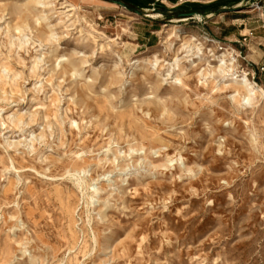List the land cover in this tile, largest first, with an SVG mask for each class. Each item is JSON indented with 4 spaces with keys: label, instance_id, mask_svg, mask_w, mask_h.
Instances as JSON below:
<instances>
[{
    "label": "rangeland",
    "instance_id": "1",
    "mask_svg": "<svg viewBox=\"0 0 264 264\" xmlns=\"http://www.w3.org/2000/svg\"><path fill=\"white\" fill-rule=\"evenodd\" d=\"M262 68L264 0H0V264H264Z\"/></svg>",
    "mask_w": 264,
    "mask_h": 264
},
{
    "label": "bare ground",
    "instance_id": "2",
    "mask_svg": "<svg viewBox=\"0 0 264 264\" xmlns=\"http://www.w3.org/2000/svg\"><path fill=\"white\" fill-rule=\"evenodd\" d=\"M59 1H63V0H59ZM29 4V3H28ZM28 7V6H27ZM31 8V7H30ZM65 8H70V11H72V10H75L76 9V7L75 6H73V5H66L65 6ZM72 9V10H71ZM27 10H28V8H27ZM27 10H26V13H27ZM12 14H14V11L13 12H11ZM184 22V21H183ZM179 28H181V27H179ZM180 30V29H179ZM179 34H181L180 32H178V33H176L175 35H174V37H172V38H175V39H178L179 41H182L183 39L182 38H184V37H182L181 35H179ZM192 42H198V40L195 38V39H192ZM188 44V43H187ZM192 45V44H191ZM177 46V45H176ZM182 47H183V50H185L187 53H185V54H187V57H194L195 56V52H194V50L195 49H192V46H190V44L187 46L186 44H184V45H182ZM176 48V47H175ZM220 48V47H219ZM166 49V48H165ZM175 52V51H174ZM200 52V49H198V53ZM214 52V51H213ZM230 52V49H225V53H224V55L223 56H221V57H217L216 56V54L214 53V58H215V62H218L219 64H220V66H219V72L220 73H222L225 77H230V76H234L235 75V73L234 72H236V71H234V69L232 68L233 67V65L232 66H227V60H226V55L228 54ZM200 54H201V52H200ZM196 56H198L197 54H196ZM175 58V57H174ZM156 59V58H155ZM195 59H197L196 57H195ZM68 61V60H67ZM191 61V60H190ZM63 62V64H64V62L65 61H62ZM179 62H180V58L179 57H177V58H175V60H174V62H172V64L170 65V68L172 69V72H174L175 71V69L176 68H178L179 67ZM143 63H145V60H143L142 58L141 59H134V60H132L131 62H129V66H135V65H140V64H143ZM194 63V62H193ZM158 64V60L156 61V65ZM65 65V64H64ZM74 66V74L73 75H77L78 74V69H77V65H73ZM65 67V66H64ZM62 69V68H61ZM64 69V68H63ZM155 69V68H154ZM170 69V70H171ZM216 70V69H215ZM31 71V70H30ZM217 71H218V69H217ZM32 72V71H31ZM64 73H66V71H64ZM71 73V72H70ZM178 73H179V71H178ZM171 74V73H170ZM1 75V74H0ZM53 75V74H52ZM209 75H212V73L211 74H209ZM169 76V75H168ZM208 76V75H207ZM4 76L2 75V78H3ZM201 77V76H200ZM55 78V77H54ZM58 78V77H57ZM202 78V77H201ZM69 80V79H68ZM229 80V79H228ZM3 82H4V80H3ZM176 83L178 82L179 84H182V82L179 80V79H176V81H175ZM1 83V82H0ZM7 84V83H6ZM218 84V83H217ZM239 84H242V85H239ZM239 84H237L235 87H233V90H234V92H235V94H234V96H232L231 97V99L232 100H234V101H238V98H241V94L244 92L245 93V95H244V98H243V100L242 101H244V102H247L248 104H251V102L255 99V98H260L261 99V101H263L264 102V90L263 89H257L258 87H256L253 83H250L249 82V80L245 77L244 79H242L241 81H240V83ZM221 87V86H220ZM227 88H229V85L228 86H226ZM227 88H224V89H227ZM10 90V89H9ZM6 91V90H5ZM78 91V90H77ZM243 91V92H242ZM8 92V91H7ZM15 93V92H14ZM3 94H5V93H3ZM77 94V93H76ZM79 94V93H78ZM2 96V95H1ZM2 98V97H1ZM3 99H4V97H3ZM6 99H4V101H5ZM54 101V100H53ZM233 101V102H234ZM217 103V102H216ZM51 104V103H50ZM153 104V103H152ZM242 104V103H241ZM243 105V104H242ZM143 106V105H142ZM152 106V105H151ZM157 106V105H156ZM51 107H53V109H54V107H56L55 106V104H54V106H51ZM158 107V106H157ZM48 108V107H47ZM241 109V108H240ZM47 110V109H46ZM46 110H45V115L44 116H46L47 114H46ZM48 110H49V108H48ZM152 110V109H151ZM50 111V110H49ZM55 111V110H54ZM157 111H158V109H157ZM52 113V112H51ZM50 113V114H51ZM56 114V113H55ZM49 116V115H48ZM56 116V115H55ZM36 117V116H35ZM34 117V118H35ZM47 117V116H46ZM18 118H20V117H18ZM22 118V117H21ZM24 118V117H23ZM22 118V119H23ZM49 118V117H48ZM47 118V119H48ZM52 118V117H51ZM36 119H37V117H36ZM56 119H57V117H56ZM24 121V120H23ZM22 121V122H23ZM48 121V120H47ZM49 121H51V120H49ZM14 125H16L17 123H13ZM19 125H20V123H19ZM136 125V124H135ZM121 126H122V124H121ZM140 129V128H139ZM142 129V128H141ZM133 131V130H132ZM144 134H146V132H144ZM140 139V138H139ZM155 141V140H154ZM13 166V165H12ZM77 175V174H76ZM43 176V175H42ZM69 176H71V175H69ZM72 177H73V175H72ZM80 178V177H79ZM78 179V178H77ZM76 179V180H77ZM80 180L82 181V179L80 178ZM83 182H84V180H83ZM80 184H81V182H80ZM81 186V185H80ZM85 189V188H84ZM88 210V209H87ZM92 237V236H91ZM93 239V238H92Z\"/></svg>",
    "mask_w": 264,
    "mask_h": 264
},
{
    "label": "built area",
    "instance_id": "3",
    "mask_svg": "<svg viewBox=\"0 0 264 264\" xmlns=\"http://www.w3.org/2000/svg\"><path fill=\"white\" fill-rule=\"evenodd\" d=\"M261 71L264 72V68H262Z\"/></svg>",
    "mask_w": 264,
    "mask_h": 264
}]
</instances>
